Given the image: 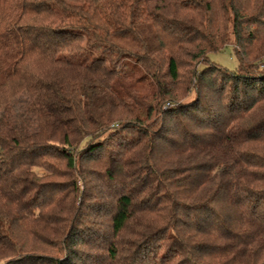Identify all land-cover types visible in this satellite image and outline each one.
<instances>
[{
	"label": "trees",
	"instance_id": "obj_1",
	"mask_svg": "<svg viewBox=\"0 0 264 264\" xmlns=\"http://www.w3.org/2000/svg\"><path fill=\"white\" fill-rule=\"evenodd\" d=\"M0 257L264 264V0H0Z\"/></svg>",
	"mask_w": 264,
	"mask_h": 264
},
{
	"label": "rangeland",
	"instance_id": "obj_2",
	"mask_svg": "<svg viewBox=\"0 0 264 264\" xmlns=\"http://www.w3.org/2000/svg\"><path fill=\"white\" fill-rule=\"evenodd\" d=\"M209 59H210L211 63H213L215 65H218L222 69L230 71V72H234L237 69V67H238V61H237V59H236V57L234 55V51H233V48L231 46H228L226 49H224L223 51H220L218 53H212L210 55ZM261 67H263V66H261ZM199 69L202 70L203 69V65H200ZM213 76H214V74H213ZM204 82H206V81L204 80ZM206 91H207V89H205V92ZM184 93H185V89L181 93L180 100L184 99L183 98V96H185ZM194 97H195V94L190 96L189 99L193 100ZM194 109H196V108H194Z\"/></svg>",
	"mask_w": 264,
	"mask_h": 264
}]
</instances>
